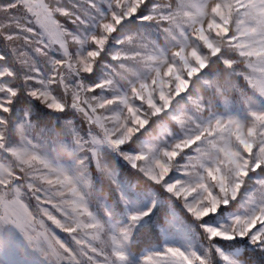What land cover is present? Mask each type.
<instances>
[{"label": "snow or ice", "instance_id": "1", "mask_svg": "<svg viewBox=\"0 0 264 264\" xmlns=\"http://www.w3.org/2000/svg\"><path fill=\"white\" fill-rule=\"evenodd\" d=\"M0 264H264V0H0Z\"/></svg>", "mask_w": 264, "mask_h": 264}, {"label": "trees", "instance_id": "2", "mask_svg": "<svg viewBox=\"0 0 264 264\" xmlns=\"http://www.w3.org/2000/svg\"><path fill=\"white\" fill-rule=\"evenodd\" d=\"M118 172V179H121V181H124L126 179H129L131 176L132 170L127 167V165L121 161V166L117 169ZM123 190V189H122ZM148 197V201H154L153 202V208L150 213L151 220L148 221V230L146 232H143L139 236H137V233L134 231L133 238L137 240V243L135 245V251H144L149 248H155L157 247L164 239L165 235L162 233L165 231L163 226L165 225V219L166 217L170 218V226L167 231V237L170 241L176 240L183 242L182 235H178L176 233H171L172 230V220L178 219L182 222H185L189 227L193 224L191 227L193 230V233L190 232L197 240V247L199 248V228L195 221H192L190 217L187 216V213L184 212L183 208L179 204L173 203L170 199L166 198V194H156V193H149L145 195ZM119 199V196L116 197ZM133 204L131 201L130 207ZM121 207H123V204H121ZM218 215V221L227 220L228 214H225L223 217ZM123 219V222L126 221V216ZM145 220H148L146 217ZM143 223V221L141 222ZM190 224V225H189ZM140 229V225H137V230ZM246 242H240V241H227V242H220L217 244V247L221 248V251L224 252V254H228L231 257L239 260L243 254H244V247L243 244ZM227 245V247H225ZM239 249L237 251L238 253L234 255V250ZM248 252L253 253L256 250L252 248L251 245L247 246Z\"/></svg>", "mask_w": 264, "mask_h": 264}, {"label": "rangeland", "instance_id": "3", "mask_svg": "<svg viewBox=\"0 0 264 264\" xmlns=\"http://www.w3.org/2000/svg\"><path fill=\"white\" fill-rule=\"evenodd\" d=\"M143 204H140L138 203L137 201L133 200V204L131 205V208L132 209H140V210H146L147 207H151L153 208V202L154 201H148V197L144 196L143 197ZM131 203V202H130ZM225 220L223 221H218L217 223H224ZM190 225V224H189ZM191 227L193 226L190 225ZM189 227L187 224H185V222H182L178 219H173L172 220V230H171V233H176L178 235H182L183 237V242H185L186 244H189L190 246L192 247H195V248H198L196 245H197V240L196 238L190 233L192 232L193 233V230L192 228ZM239 251V249H236L234 250V255H236ZM226 255V254H225ZM228 255V254H227ZM229 257H231L230 255H228ZM232 259L234 260H237L233 257H231Z\"/></svg>", "mask_w": 264, "mask_h": 264}]
</instances>
